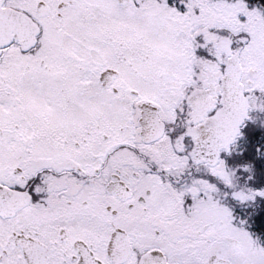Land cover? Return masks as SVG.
Instances as JSON below:
<instances>
[{"label":"snow or ice","instance_id":"obj_1","mask_svg":"<svg viewBox=\"0 0 264 264\" xmlns=\"http://www.w3.org/2000/svg\"><path fill=\"white\" fill-rule=\"evenodd\" d=\"M0 264H264V0H0Z\"/></svg>","mask_w":264,"mask_h":264}]
</instances>
